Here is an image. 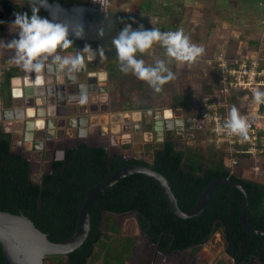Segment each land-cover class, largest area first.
Instances as JSON below:
<instances>
[{
    "label": "trees",
    "instance_id": "trees-1",
    "mask_svg": "<svg viewBox=\"0 0 264 264\" xmlns=\"http://www.w3.org/2000/svg\"><path fill=\"white\" fill-rule=\"evenodd\" d=\"M85 1L48 0V4L57 9L61 17L75 19L78 6ZM35 6L34 0L22 4L1 0L0 35L5 21L14 17V13H28L30 16L31 8ZM39 14L53 19L46 8H41ZM84 21L102 24L105 15L87 11ZM237 47V41H228L224 56L236 58ZM18 74L17 68H9L3 73L1 91L7 99L10 98V80ZM210 77L212 84L216 82L213 72ZM203 86L199 106L203 98L213 92V85ZM244 100L245 92H236L227 98L228 104L235 107L238 114L245 108ZM171 102L172 108L183 109L192 104V98L179 94L172 96ZM141 108L149 110L152 106L145 103ZM145 125L149 129V124ZM174 137L173 131L166 132L161 147H154L150 163L144 159L124 161L119 155H111L107 147L80 144L65 150L64 158L53 161L49 172L42 174L39 182L34 183L30 178V162L11 150L9 136L2 134L0 129V211L16 214L19 204L23 215L46 234L49 241L67 239L73 234L87 190L112 171L138 164L166 179L181 211L191 210L211 181L221 178L238 182L247 195L246 225L264 231V184L243 178L235 168L226 167L225 153L221 149L196 144L178 150ZM241 205V195L234 187L218 184L198 217L181 219L169 211L162 191L153 180L142 174H131L105 190L93 203L89 233L80 248L66 256L46 257L44 264L47 261L48 264H128L135 242L130 236L120 235L115 221L116 216L127 214L135 215L139 231L160 253L195 249L214 231L222 229L228 242L236 246H231V250L238 252L243 248L248 250L247 255L264 258V236L249 235L241 228ZM0 264H5L1 249Z\"/></svg>",
    "mask_w": 264,
    "mask_h": 264
},
{
    "label": "crops",
    "instance_id": "crops-1",
    "mask_svg": "<svg viewBox=\"0 0 264 264\" xmlns=\"http://www.w3.org/2000/svg\"><path fill=\"white\" fill-rule=\"evenodd\" d=\"M26 1H31V0H14L15 3H20V4L25 3ZM130 1L132 2V4H135L137 7L136 9H133L131 7V10L133 11L132 13L133 16L132 15L128 16V18L126 19L131 18V19L137 20L135 11L139 9L141 12H144L142 1L141 0H126L125 2L129 4ZM162 1L164 2V5L166 6H163V8H160V11H159L160 16L164 15V14H161L164 9L166 10V9L171 8L174 11V13L176 12L179 13L180 11L185 16H190V13H189L190 11L202 12L203 15L201 16L202 18L200 19H203L206 21L208 20L214 21V22L211 21V24H209L210 26L207 24L209 27L206 25L208 29H207L206 34L204 35L205 37L204 42L206 44L216 43L215 45L217 48L214 50L213 53L209 50V52H211L209 56L204 57V58L203 56L202 57L199 56V58L201 57V59L197 58L201 65L202 63H205L206 60H209V61L214 60L216 56L223 53L228 41L230 40L238 42L236 59H244V58L245 59H254V58L264 59V0H167L166 2L165 0H162ZM167 4H169L170 6H167ZM161 9L163 10L161 11ZM115 13L116 12L112 13L111 19L113 20V22L109 24L110 26H108L107 24L108 27H119L120 26V29L123 30V28L126 25H131L133 22H134L133 24H137V22L134 20L132 21L129 20L128 22L123 23L125 18L120 17L121 14L120 15L117 14L118 15L117 16ZM177 17H178L177 19L179 20L181 16L177 14ZM153 18H156V17H153ZM53 19H55L58 22H62L64 24H66L67 22H70L66 20H72V19H66V18L59 16V13H58V16H56V13L53 14ZM14 20H15V16L5 21V27H4L3 33L0 35V41L10 42L11 40L18 38V32L10 30V25L12 24ZM74 21H76V19H74L73 22ZM168 25L169 23L167 24L166 28L168 27ZM188 25L189 27L191 26L190 23H188ZM158 26H161L160 28L164 27L163 23H159ZM131 27L132 29L136 28L134 25H131ZM166 28L162 30H165ZM180 28L183 29V25H180L179 29ZM138 29L139 27H137V30ZM144 29L147 30L148 28L146 27ZM118 32H119L118 29L114 28L112 32L110 31L108 32L112 37L108 39V36H106L107 38H104L105 43H107V49L113 48L115 51V48L112 46L111 41L118 34ZM184 32L186 33V31ZM71 37L73 40V46L67 49L66 52L60 53L61 55H69L72 53H76L77 51L82 50L85 44H87L85 43L84 39H76L74 36H71ZM98 39L99 38H95V41H94L95 44L93 45L89 44L94 51L102 47V45H99L100 43ZM103 52H104V49H103ZM204 52H205V49H204ZM106 53L107 54H105L103 57H101L97 53V56L95 59H89L88 56L85 55V63L88 62L87 64L91 69L104 72L105 78L107 79L106 89H104V91H102L101 94L100 92H97L96 94V91L94 92V89L92 91V89L88 87V89H84V91L81 94H79L78 97H76L78 99V102H74V103L79 104V109H78L79 113L80 114L83 113V115L85 116L100 115L102 113L122 112L124 114H128V115H124L125 118L126 117L127 118L123 120L130 119V122L128 121L127 123L123 122L121 126H117V125H114V126L113 125H110V126L102 125L101 126L99 123L100 121L96 123V121L93 120V123H91L89 126L85 128H79L76 131L75 129L72 130V128H64L63 125L62 126L59 125V127H57V125H55V122L53 123V121L51 120L49 121L51 126L48 129H51L52 127H54L55 130L47 129L48 131L45 132V135L49 134L48 135L49 139L44 140L45 141L44 145L46 146L44 148V145L38 146L37 142L34 143L30 141H23V138H22L23 131H22L21 126L13 130L14 122L11 120L12 118L10 119V117H14V118L18 117L21 120L19 122H22V117H24V115L22 111L16 112V110H14L13 113L8 112V110L11 109V92H10L11 87L9 91L10 98L7 99L2 94L1 84L3 82L4 71L8 70L9 68H17L20 73L21 67L15 66L10 63V58L14 54L12 50H7V49L0 50V129H1L2 134H7L9 136L10 143L12 142L13 144L12 146L10 144L11 150L13 152L23 154L25 158H26L25 155H29V158H26V159H28L31 163V149L38 150L39 153H41V155L44 158L46 153H48L49 155H51L52 153L53 146L47 147V145L48 146L55 145L58 143L59 140H62L63 138L72 140L74 137L75 138L78 137V139H86L92 136H97L99 140L101 139L100 141H103L101 143L103 144L102 145L103 147L107 146L108 144L109 147L107 148H109L108 151L110 154L119 153L122 155V157L126 158L125 156L126 154H124L123 151H119V150L124 149L126 151L128 149H131V155L129 158L139 159L140 155L143 153L145 149V146L149 142L143 141L142 144H139V143L134 144L132 142L131 125L135 121V126L137 127L138 121L140 119L144 121V119L146 118L147 119L145 120V122H147V124L151 123L150 122L151 119L148 116H149V112L151 113L152 109L151 110L149 109L147 113H145V111L141 108L142 105H140L137 108H133V106H131L133 102H132V98H130L131 97L129 95L130 93L127 92L124 87L123 89L120 88V86L127 80L124 78H120V81H119L118 77H116L115 70L119 65L116 55L115 53H111V52H106ZM163 57H164V54H161L157 59H162ZM154 61L155 60L151 59L152 63H154ZM199 63L196 60L195 62L191 64H187V65L190 68L191 65L196 66ZM105 64L107 65L105 66ZM207 69L208 67L205 68V70ZM118 73L121 74L119 71ZM74 95L76 94L74 93ZM74 95L70 96V98H74L75 97ZM82 96L85 98L87 96V98L85 99V102L83 103L81 102ZM108 97H109V101H108ZM68 98L65 99V101L64 99L63 100L60 99L59 103L62 105L65 102L66 103L69 102L70 100ZM123 99L126 101H124ZM73 101H77V100H73ZM33 102L35 101L29 100L28 103L31 105H34ZM36 102L38 104H41L40 100H37ZM198 102L196 104L192 103L189 107H186L183 109H174L171 107V103H166L165 106L162 107V110H165V109L173 110V115H174L172 119L168 118L169 120L167 119L165 120L166 124L164 125L165 126L164 128H166L168 125H170L171 128L169 130H164L163 138H165L166 132L173 131L175 139L179 137V140L180 139L184 140L185 137H187V139L189 140L188 142L183 143V147L181 148L177 147L176 146L177 143H176L175 147L178 150H181L186 146L188 147L195 146L196 144L200 146H206V145H202L200 142V140L202 139V143H204L205 138L199 139L200 137L198 136V135H202V137H205L204 124L196 116V113L198 112V109H199ZM109 105H110V108L107 109ZM249 107L250 105L246 106L245 108L248 109ZM251 108H253V104L251 105ZM70 109H71L70 112L73 113V110L75 108L71 106ZM43 110H41V112H43ZM185 110L190 111V112L186 113ZM57 112L58 113L61 112V109H57ZM72 113H70L69 117L75 116ZM174 119L183 120V122L185 123L183 125H179V123L174 124L172 121ZM57 120L61 121L65 119H64V116L59 115V117H57ZM37 124L39 127H43V124H45V120L37 119ZM151 129L152 127L149 124V129H147L146 127V128H143V130H141L144 140H148L147 136H151ZM136 133H137L136 134L137 137L140 136L139 135L140 132L138 130L136 131ZM195 134H198V135L195 136ZM162 143L159 145V147L157 145V148H160ZM134 155L136 157H134ZM261 158H264V156H261ZM247 173L248 172H244L242 177L243 178L246 177L245 175ZM250 173H251V177L253 176V174L256 175L255 178L254 177L252 178L253 181L264 184V182L260 181L264 179V167H260L257 170L252 169Z\"/></svg>",
    "mask_w": 264,
    "mask_h": 264
},
{
    "label": "water",
    "instance_id": "water-1",
    "mask_svg": "<svg viewBox=\"0 0 264 264\" xmlns=\"http://www.w3.org/2000/svg\"><path fill=\"white\" fill-rule=\"evenodd\" d=\"M83 76L86 78H97L96 84L91 86L94 87V92H101L106 89L107 79L105 78L104 72L97 70L90 72L86 69V67L75 73L72 78H69L67 74L58 73L55 70V67H53L52 70L46 69L40 74L39 78H37L35 73H26L21 67L19 75L10 80L11 109H9L8 112L13 113L14 110H16V112H23L24 117H22V122H19L21 120L18 117H10V119L12 118L11 120L14 122L13 130L15 128H19L20 126L22 127L23 141H30L34 143L40 142L41 144L44 140L49 139V134L45 135V132L48 130H55L54 127L48 129L51 126L49 122L51 120L53 123L55 122L57 127H59V125H63L64 128H72V130L75 129L76 131L79 128L89 126L93 123V120L96 121V123L100 121L99 123L101 126H121L123 122H130V119L123 120L127 118H125L124 115L128 114H124L122 112L102 113L100 115L93 116H85L83 113L80 114L78 110L79 104L74 103L78 102V99L68 97L71 89L76 95H79L84 91L87 83L86 81L84 82ZM67 98L70 100L69 102H65L62 105L59 103L60 99H64L65 101ZM29 100L35 102L40 100L41 104H38L37 102L35 104V102H33L34 105H31L28 103ZM71 106L75 108L73 113L70 112ZM57 109H61V112L58 113ZM41 110H43V112H41ZM70 113L75 116L69 117ZM59 115L64 116L65 120L58 121L57 117H59ZM37 119L45 120L43 127L38 126ZM150 119L152 136L159 135V138H154L153 141L163 142L164 130L166 129H164L166 121L163 116V110H152ZM172 121L174 124L179 123V125H183L185 123L183 120L177 119ZM142 123L143 121L140 119L137 127L135 126V121L131 125L132 142L134 144H142L143 141H147L144 140L142 136ZM137 130L140 132V136H138L139 138L136 135ZM10 144L11 146L13 145L12 142ZM61 159L62 158L60 157V159L56 160ZM121 159L124 161L132 160L131 158L124 157H121ZM135 173L145 175L153 180L160 191H162L169 211L181 219L198 217L209 203L215 186L218 184L230 185L240 193L242 198L241 212L239 216L241 228L249 235L264 236V231L255 230L247 226L245 223L244 217L247 207V195L238 182L221 178L211 181L200 194L194 207L189 211H181L178 208L176 199L171 192L166 179L162 175L148 167L138 164H130L116 171H112L108 177L87 190L85 200L78 213L73 234L67 239L56 242L49 241L46 234L39 231L34 226L32 221L23 215L19 204H17L16 214L0 211V249L5 264H44V258L46 257L66 256L80 248L89 233L90 211L93 203L105 190L113 186L116 182ZM147 239L149 243L156 248L148 237ZM156 254L163 256V253H160L157 250Z\"/></svg>",
    "mask_w": 264,
    "mask_h": 264
},
{
    "label": "clouds",
    "instance_id": "clouds-1",
    "mask_svg": "<svg viewBox=\"0 0 264 264\" xmlns=\"http://www.w3.org/2000/svg\"><path fill=\"white\" fill-rule=\"evenodd\" d=\"M102 8L108 7V0H98ZM35 7L31 8V15L28 13H14L15 20L10 25L11 31L18 32V38L10 42L0 41V50H12L13 55L10 63L22 67L26 73H35L37 78L46 69L55 70L61 74H67L72 78L75 73L85 67V55L89 59H95L97 53L103 57L102 48L93 50L89 44H85L82 50L75 54L61 55L73 46L70 34L76 39H84V26L81 23L71 28L55 19L42 17L41 8H46L51 15L57 13L48 4V0H34ZM100 37L104 36L103 29L98 31ZM115 48L116 58L119 63V70L127 75L131 73L137 79L146 82L156 92L162 91L163 85L172 81L175 76L169 69L164 59H156L153 64H146L144 59L137 58L150 54L154 45H159L165 50V56L169 61L178 64H191L204 53V48L191 42L190 37L185 34L182 28L176 31H160L159 28L145 30L141 25L138 30H133L131 25H126L123 30L111 41ZM254 100L257 103L264 102V92L255 91ZM81 97V102H85ZM217 131L227 132L230 135L248 138V124L245 118L238 114L233 107Z\"/></svg>",
    "mask_w": 264,
    "mask_h": 264
},
{
    "label": "rangeland",
    "instance_id": "rangeland-1",
    "mask_svg": "<svg viewBox=\"0 0 264 264\" xmlns=\"http://www.w3.org/2000/svg\"><path fill=\"white\" fill-rule=\"evenodd\" d=\"M122 1L123 0H113V1L110 0L111 13L116 12L115 14L119 15V14H122V12L124 11L123 14H125V17L128 18L127 15H132V13H133V11L131 10V7L133 9H136L137 6L135 4H132V2L130 1L129 4H125L124 7L120 8L118 6L120 3H122ZM147 1L148 0L143 1V3H142L145 10H149L151 8L150 7V1H148V2ZM165 2H166V0H165ZM78 7H79L78 9L81 12H83L82 15L79 16L78 19L75 18L77 20L74 22H67L66 25H68L71 29V28H75L76 26H78L82 23L84 26V33H85L84 41H85V43L93 45V44H95V42H94L95 38H99L98 41L100 44L99 43L98 44L102 45L101 48L104 49V52H105L104 55L107 54L106 52H111V53L116 54V52L114 51L113 48L107 49V43H105L104 38L107 36V32L114 29V28L118 29V31L120 32L121 31L120 26L107 28V24H104V26L106 28H104V26L101 27V29H103V31H104V36L100 37L98 35V31L100 30V29H97L98 25L90 24V23L84 21L83 17H84L85 12H86V11H84V9L86 8V4H82L81 6H78ZM135 12H136L135 13L136 17H139V18L144 17V19H142V21H139V22L136 21L137 24H133L134 23L133 22L131 25H134L136 27L133 30H137V27L140 28L141 25L143 26V28L145 25L150 27V25H148V23L146 24V22H153V24H154V22H155L154 18L149 19L139 9H137ZM189 13H190V16H185L182 14V12L179 11V13H177V14L180 15L181 17L179 19L180 24L179 23L178 24H179V26L183 25V30L186 31L185 34L190 37L191 42L193 41L194 44H196L198 46H202L205 49L204 55L202 54L201 57L202 56H203V58L207 57V56H209V54H211V52L213 53L214 50L217 48L215 45L216 43H211V44L208 43L209 44L208 45L204 42V38H205L204 35L206 34L207 29L210 26L209 24H211L212 20L206 21V20L200 19V18H202L201 16L203 15L202 12L190 11ZM56 16H58V12L56 13ZM59 16H60V14H59ZM169 16L174 17V14L170 15V12H169ZM153 17H155V16L153 15ZM212 17H214V16H212ZM126 18L124 19L123 23L128 22L129 20H131V21L134 20L131 18H129V19H126ZM136 19H138V18H136ZM66 21H72V20H66ZM169 22H171V19H169V17L167 18V16H165L161 20V22H159V23H163L164 28H166V26ZM192 22H193V24H192ZM212 22H214V21H212ZM173 23L174 22H171V27H172ZM188 23L191 24L190 27H189ZM206 25L208 27H206ZM173 29H175V28H173ZM162 31H171V28L167 27L166 30H162ZM204 45H205V47H204ZM209 50L211 52H209ZM161 54H164V57L162 59H164L166 61L167 66L174 73L175 78L172 81L163 85L162 91H160V92H156L146 82L137 79L131 73H129L127 75L123 74L119 70V65L116 68V70H115L116 77H118L119 81H120V78H124L127 80L120 86V88L123 89V87H124L126 89V91L130 93L129 95L131 96L130 98H132V102H133V104H131V106H133V108H137L140 105L148 103L152 106V108H151L152 110H154V109L159 110V109H162V107H164L166 103H172L171 102L172 96L179 95V94H184L186 96H190L192 98V103L196 104L199 101V93L202 92V89L204 87L203 85L206 86V85L212 83V79L210 77V68L205 70L209 60H206L205 63H202V65H201L199 63V60L197 59L199 64H197L196 66L191 65L189 68L187 63L178 64L175 61H169L167 59V57L165 56V50L162 47H160L159 45H154L150 54H146L144 56L138 55L137 58L144 59L146 64L151 65V64H153L151 62V59L156 60ZM201 57L200 58L198 57V58L201 59ZM106 63H107V61H106ZM106 65L107 64H105V66ZM118 71L121 74H119ZM108 101H109V97H108ZM124 101H126V100H124ZM109 108H110V105L107 109H109ZM144 111H145V113H147L148 110H144ZM185 112L188 113L190 111L185 110ZM148 117H151L150 112H149ZM146 119H144L143 122H145ZM170 128H171V126L168 125L166 127V129L165 128L164 129L169 130ZM196 135H198V134H195V136ZM198 136L200 137L199 139L205 138V137H202V135H198ZM149 137H150V139H149ZM91 138H94L93 140H90L91 142H94V141L96 143H102L103 142V141H100L101 139L99 140L97 137L96 138L91 137ZM147 138H148L147 141L149 143H147V145L145 146V149H144L143 153L140 155L139 159H144L150 163L152 161V154H153L154 147L157 145L159 147V145L162 142H160V141L154 142L153 141L154 138H159V135L153 136V138H152V134H151V136H147ZM175 140L177 141L176 146L179 148L183 147V143H186L189 141L187 139V137H185L184 140H182V139L179 140V137L176 138ZM200 142L202 145H206L205 140H204V143H202V139L200 140ZM52 146H54V145H52ZM113 149H115V148H113ZM119 151H123V153L126 154L125 155L126 158H129L131 155V149H128L126 151L124 149H121ZM25 156H26V158H29V155H25ZM134 157H136V156L134 155ZM49 159H50V155L48 153H46L44 158H43V156L41 155V153H39L38 150L31 149V176H30V178L34 183H38L40 176L47 172ZM260 167H264V158L258 157V158H255L253 160L251 159L249 161L243 162L239 166L235 167V170L241 175H243L244 172H248L245 175L246 177H244V178L252 180V178L253 177L255 178L256 175L253 174V176L251 177L250 171L252 169L257 170ZM260 181L264 182V179H262ZM115 221L120 228V235L121 236H130L133 239V241L135 242V245H134L133 251H132V257L130 258V260H128L127 263L128 264H151V259L149 258L151 256H149L148 254H144L145 253L144 250L146 249V246H149V247H153V246L149 243L147 237L145 235H142L141 232L139 231V229L137 227L136 220H135V215L134 214H127V215H123V216H116ZM215 236H218V235L215 234ZM187 252L189 255L188 260L195 258L196 253H194L193 250L191 251L189 249V250H187ZM178 257H179L178 261H176L175 263L170 261L169 264H188V260H185L183 252H181L178 255ZM48 263L49 262L47 261L46 264H48ZM93 264H102V263L97 262V263H93Z\"/></svg>",
    "mask_w": 264,
    "mask_h": 264
},
{
    "label": "built area",
    "instance_id": "built-area-1",
    "mask_svg": "<svg viewBox=\"0 0 264 264\" xmlns=\"http://www.w3.org/2000/svg\"><path fill=\"white\" fill-rule=\"evenodd\" d=\"M207 67L216 82L211 83L213 92L203 98L196 116L204 124L206 146L224 151V165L233 170L240 163L264 156V102L257 103L253 95L257 90L264 92V59H228L221 53ZM236 92H245V107L250 105L239 113L248 124L246 140L217 131L232 109L227 98ZM163 116L172 119L173 110H163Z\"/></svg>",
    "mask_w": 264,
    "mask_h": 264
},
{
    "label": "flooded vegetation",
    "instance_id": "flooded-vegetation-1",
    "mask_svg": "<svg viewBox=\"0 0 264 264\" xmlns=\"http://www.w3.org/2000/svg\"><path fill=\"white\" fill-rule=\"evenodd\" d=\"M124 1L125 0H123L122 3H120L118 7L121 8V7H124L125 4H128L127 2H124ZM141 1L143 3V1H146V0H141ZM148 1H150V7L151 8L149 10L144 9L143 13L149 19L153 18V15L156 18H154L155 19L154 24H153V22H146V24L148 23V25H150V27L145 25L144 28L147 27L148 28L147 30H151L150 28H154L156 26V28H159L160 31H162V29H164V27L160 28L161 26H158V24L164 18V16H167V17H169V19H171V22H174L172 24V27H171V22H169L170 24L168 25V28H171V31H176L179 29V26H178L179 20L177 19L178 18L177 17L178 12L174 13V11L171 8L166 9V10L161 9V11L163 10V12H164V13L162 12L161 14H164V15L160 16V13H159L160 8H163V6H166V5H164V2L162 0H148ZM83 4H86V8L84 9V11H86V12L92 11L94 14L105 15V21L102 24H96V25H98L97 29H101V27L104 26V24H108V26H110L109 24H111V22H113L111 19L112 13H111V9H110V6H111L110 0H108V7L107 8H102V5L98 2V0H86ZM172 4H174V3H172ZM167 6H170V5L167 4ZM166 8H168V7H166ZM123 12L121 15L120 14L119 15H120V17L126 18L125 15L123 14ZM169 12H170V15L174 14V17L169 16ZM82 13L83 12H81L78 9V11L76 12V15H78V16L76 18L78 19L79 16L82 15ZM127 16H131V15H127ZM158 16H160V17H158ZM137 18L138 19L134 20V21L139 22V21H142V19H144V17L143 18L137 17ZM73 20L74 19H72V21H70V22H73ZM108 26H107V28H108ZM104 28H106V27L104 26ZM173 28H175V29H173ZM112 31H113V29L110 30V32H112ZM108 32H107V36L109 39L112 36ZM105 38H107V37H105ZM87 63H85L86 69L90 72L95 71V70L91 69ZM83 79H84V82L86 81L87 86L89 88H91L93 91L94 87H91V86H94L96 84L97 78H95V77L86 78L83 76ZM87 86L85 89H88ZM69 92H70L69 93V98H70V96H73L75 92L72 89ZM101 92H100V94H101ZM65 93H66V91H65ZM96 94H97V92H96ZM74 96H75L74 98H76L79 95H74ZM87 96H86V98H87ZM146 123L145 122L142 123L143 128H146V125H145ZM92 137L96 138L97 136H92ZM93 139L94 138H91V137L86 138V139H78V137L77 138L74 137L72 140L71 139L69 140L67 138H63L62 140H59L58 144L54 145L53 147H52V145L51 146L47 145V147H52V153H51L50 159L48 161L47 172H49L50 165L53 161H58L56 159H60V157L62 159L64 158V153H65V150H67V149L75 148L77 145H80V144H86L87 146H90V147H103L102 146L103 144H101V143H96L95 141L94 142L90 141ZM44 144H45V141L42 144H40V142L37 143L38 146L39 145L43 146ZM45 147L46 146L44 145V148ZM104 147H109V146L107 144V146H104ZM107 149H109V148H107ZM18 154H20V153H18ZM113 154L119 155L120 157H122V155L119 153H113ZM20 155H22V157L24 159H26L23 156V154H20ZM111 155H112V153H111ZM26 160L29 161L28 159H26ZM30 170H31V163H30ZM30 176H31V174H30ZM215 234H217L218 236H215ZM231 246L236 247L232 243L228 242L226 235L222 229H217L216 231H214L209 236V238L203 244H201L200 246H197L195 249H192V248L190 249L191 251L193 250L194 253H196L195 258H192L191 260H188L189 255H188L187 250H189V249L184 250V251L165 252V253H163V256L160 257V255L156 254V248L146 246V249L144 250V252H145L144 254H148L149 256H151V257H149L151 259V264H154V263L155 264H169L170 261L175 263L176 261L179 260L178 255L181 252H183L185 260H188V264H264V261H263L264 258H257V257H255V255H247L248 250L246 249L244 251L243 248H239L238 252H236L235 250L230 249Z\"/></svg>",
    "mask_w": 264,
    "mask_h": 264
}]
</instances>
